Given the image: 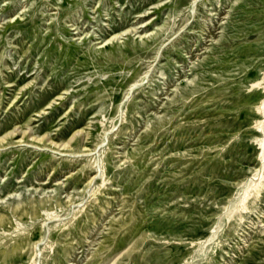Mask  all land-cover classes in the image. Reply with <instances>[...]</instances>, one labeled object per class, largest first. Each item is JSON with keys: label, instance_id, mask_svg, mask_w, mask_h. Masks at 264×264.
<instances>
[{"label": "rangeland", "instance_id": "rangeland-1", "mask_svg": "<svg viewBox=\"0 0 264 264\" xmlns=\"http://www.w3.org/2000/svg\"><path fill=\"white\" fill-rule=\"evenodd\" d=\"M4 135L0 264H264V0H0Z\"/></svg>", "mask_w": 264, "mask_h": 264}, {"label": "bare ground", "instance_id": "bare-ground-1", "mask_svg": "<svg viewBox=\"0 0 264 264\" xmlns=\"http://www.w3.org/2000/svg\"><path fill=\"white\" fill-rule=\"evenodd\" d=\"M58 97V96H57ZM56 99V98H55ZM53 101V100H52ZM48 104V103H47ZM52 104V103H51ZM50 106V105H49ZM45 108V107H44ZM42 112V111H41ZM14 130V129H13ZM13 132H9V133H7V134H12ZM5 137V135L4 136H1L0 137V141H1V139H3ZM65 145V144H64ZM263 186V182H260L258 185H257V187L255 188V192H254V194H253V197H254V200H256L257 198H258V196H259V193H260V189H261V187ZM247 205H246V201H245V199L244 200H242V203H241V212L242 211H246L247 210ZM242 217L243 216H241L240 215V219H242Z\"/></svg>", "mask_w": 264, "mask_h": 264}]
</instances>
